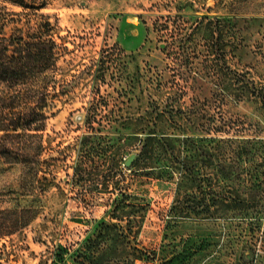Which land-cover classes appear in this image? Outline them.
I'll list each match as a JSON object with an SVG mask.
<instances>
[{"label":"rangeland","instance_id":"1","mask_svg":"<svg viewBox=\"0 0 264 264\" xmlns=\"http://www.w3.org/2000/svg\"><path fill=\"white\" fill-rule=\"evenodd\" d=\"M231 1L0 0V7L9 11L23 10L20 3H24L26 10L37 7L39 13L50 16L60 35L58 77L66 89L50 109L43 132L45 171L41 176L47 179L26 193L21 189L20 165L0 164V207L40 208L28 227L0 240V264H62L59 247L81 245L90 251L99 249L94 258L97 264H164L168 260L172 264H226L231 248L233 264H259V240L245 248L243 238L246 233L252 237L253 231L238 229L229 235L207 222L172 212L180 185L177 178L160 175L164 167L179 164L174 160H188V152L145 160L142 165H157L154 170L130 168L133 163L123 162L141 148L139 139L128 136L141 125L133 126L130 119L140 121L146 109L158 117L153 99L180 108L194 95L189 86L198 87L201 97L209 94L212 85L201 78L184 80L182 75L219 68L220 15L258 17L243 27L244 37L258 53L238 49L228 61L233 67L251 66L257 79L264 78L260 55L264 0H239L233 8ZM209 19L213 29H209ZM188 37L195 47L190 53ZM152 75L160 78V86L152 87ZM236 110L250 112L255 123L261 119L258 104ZM114 111L122 115L124 124L109 131L96 122L100 130L88 132V117L96 116L106 124ZM155 128L152 124L146 130ZM81 155L91 160L76 175ZM182 189L188 195V187ZM137 247L156 254L135 260L132 254ZM194 247H198L197 254ZM71 252L64 251L69 263ZM79 259L93 264L90 258Z\"/></svg>","mask_w":264,"mask_h":264},{"label":"trees","instance_id":"2","mask_svg":"<svg viewBox=\"0 0 264 264\" xmlns=\"http://www.w3.org/2000/svg\"><path fill=\"white\" fill-rule=\"evenodd\" d=\"M238 2L241 3L232 0V8ZM20 5L24 7L21 11L0 7V164L20 165L21 189L27 193L47 179L41 176L45 171L43 132L48 125L50 109L55 100L66 93V89L58 77L61 44L56 25L50 16L39 13L37 7L28 11V5ZM257 19V16L237 14L217 17L221 32L217 58L219 68L208 69L204 73L190 70L188 74L182 75L184 80L197 82L201 78L212 85L209 94L201 97L196 93L198 87L189 86L194 95L187 106L180 108L168 103L163 105V102L153 99L156 101L154 108H158V117H152L154 110L146 109V115H142L140 121L131 118L133 126L139 124L141 127L128 136L139 139L141 144L130 168L139 166L142 170H154L157 165L143 166L145 160H161V155L178 156L188 152V160H185L187 157L184 160L175 158L174 161L179 164L171 168L164 167L160 175H166L168 179L177 178L180 185L172 212L176 216L207 222L228 234L238 229L253 231L252 237L249 238L247 233L243 237L245 248L252 247L259 240L256 261L262 264L264 78L257 79L251 66L233 67L228 61L238 49L258 53L243 35L244 23L250 24ZM213 24L209 19V29H213ZM181 42L185 43V38ZM193 43V39L188 37L189 53L195 48L192 47ZM181 46L185 48L183 43ZM260 50L264 60V45H261ZM208 51L215 54L213 49L209 48ZM149 82L154 88L155 84H162L160 78L153 75L149 77ZM251 103L258 104L260 110L261 119L256 123L250 112L236 110ZM124 120L115 111L106 124L96 116H90L87 118L88 132L100 130L96 122L110 131L116 125L124 124ZM152 124L157 129L146 130ZM165 126L180 131L167 130ZM80 158V164L75 167L76 175L83 171L82 164L91 160L85 159V155ZM167 158L170 160V157ZM145 173L150 175L155 172ZM183 187H188V195ZM39 213L40 208L32 205L0 207V240L24 230ZM257 231L261 233L258 236ZM59 249L63 251L59 255L62 264H84L80 257L90 258L91 263L97 264L94 258L99 249L90 251L86 245ZM135 250L132 254L135 260L151 258L156 254V251H144L138 247ZM64 251L66 254L72 251L69 253L72 262L67 261ZM192 251L197 254L198 247ZM234 256L235 252L231 248L226 264L235 263ZM164 264L172 263L168 260Z\"/></svg>","mask_w":264,"mask_h":264},{"label":"water","instance_id":"3","mask_svg":"<svg viewBox=\"0 0 264 264\" xmlns=\"http://www.w3.org/2000/svg\"><path fill=\"white\" fill-rule=\"evenodd\" d=\"M137 154L136 153H132L128 159L126 160V165H131L133 163V161L135 160Z\"/></svg>","mask_w":264,"mask_h":264}]
</instances>
